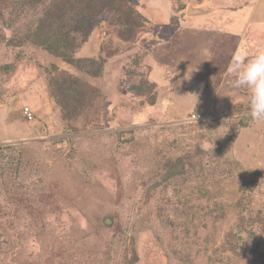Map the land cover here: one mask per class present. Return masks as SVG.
Masks as SVG:
<instances>
[{
  "label": "rangeland",
  "instance_id": "obj_1",
  "mask_svg": "<svg viewBox=\"0 0 264 264\" xmlns=\"http://www.w3.org/2000/svg\"><path fill=\"white\" fill-rule=\"evenodd\" d=\"M203 1L0 0V264H264V121L188 95Z\"/></svg>",
  "mask_w": 264,
  "mask_h": 264
},
{
  "label": "crops",
  "instance_id": "obj_2",
  "mask_svg": "<svg viewBox=\"0 0 264 264\" xmlns=\"http://www.w3.org/2000/svg\"><path fill=\"white\" fill-rule=\"evenodd\" d=\"M190 9L195 12L189 13ZM187 14L197 19L211 17L213 14L217 17L215 22L214 19L208 21L212 26H208L207 31L191 29L192 34H195L193 35L195 38L191 40V46L195 47V55L192 58L196 64L194 70L197 73L203 71L209 79L206 83L192 81L196 87L191 88L190 94L197 97L189 95L191 100L193 103L196 99L211 100L210 110L214 113H217V110L221 112L225 107L236 108L247 98V92L245 89L237 90L231 87L232 77L227 74V68L234 54L238 52L248 59L264 50V0H204L203 4L189 7ZM179 46L181 48L182 45ZM157 72L159 69L156 68V79L161 76V73L159 72L158 76ZM175 72L170 71L164 79H174L177 75ZM178 96H183V91ZM232 99H235V104L232 103Z\"/></svg>",
  "mask_w": 264,
  "mask_h": 264
},
{
  "label": "clouds",
  "instance_id": "obj_3",
  "mask_svg": "<svg viewBox=\"0 0 264 264\" xmlns=\"http://www.w3.org/2000/svg\"><path fill=\"white\" fill-rule=\"evenodd\" d=\"M227 74L232 77L230 85L233 89L246 90L250 118L257 122L264 121V51L248 59L239 52L234 54ZM235 102L232 99V103Z\"/></svg>",
  "mask_w": 264,
  "mask_h": 264
},
{
  "label": "built area",
  "instance_id": "obj_4",
  "mask_svg": "<svg viewBox=\"0 0 264 264\" xmlns=\"http://www.w3.org/2000/svg\"><path fill=\"white\" fill-rule=\"evenodd\" d=\"M25 115L29 117L30 120L33 119L34 115H33V112L30 110V108H26L25 111H24ZM205 116L202 115V114H198V115H194L193 118H198V119H201V118H204Z\"/></svg>",
  "mask_w": 264,
  "mask_h": 264
},
{
  "label": "water",
  "instance_id": "obj_5",
  "mask_svg": "<svg viewBox=\"0 0 264 264\" xmlns=\"http://www.w3.org/2000/svg\"><path fill=\"white\" fill-rule=\"evenodd\" d=\"M189 11H190L189 13H193V11L195 12V10H193V9H190Z\"/></svg>",
  "mask_w": 264,
  "mask_h": 264
},
{
  "label": "trees",
  "instance_id": "obj_6",
  "mask_svg": "<svg viewBox=\"0 0 264 264\" xmlns=\"http://www.w3.org/2000/svg\"><path fill=\"white\" fill-rule=\"evenodd\" d=\"M44 14H45V13H44ZM45 16H46V15H45ZM68 22H69V21H68ZM68 22H67V23H68Z\"/></svg>",
  "mask_w": 264,
  "mask_h": 264
}]
</instances>
